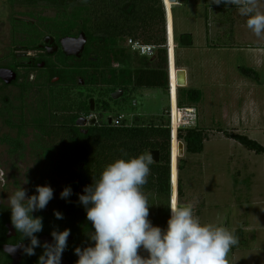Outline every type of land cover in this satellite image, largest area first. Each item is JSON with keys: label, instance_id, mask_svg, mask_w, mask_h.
<instances>
[{"label": "rangeland", "instance_id": "374dc122", "mask_svg": "<svg viewBox=\"0 0 264 264\" xmlns=\"http://www.w3.org/2000/svg\"><path fill=\"white\" fill-rule=\"evenodd\" d=\"M210 3L211 0H181L172 8V12L170 4H167L170 40L175 46L171 57L173 102L176 103L175 67H183L188 71L186 87L199 89L203 93L200 102L192 105L198 110L197 128L208 135L201 153L187 151L184 140L173 138L171 170L172 178L177 179V189L173 197V186L171 200L193 204L194 213L201 223L224 225L230 231L239 230V245L228 253L229 264H264V153H256L226 135V132L239 134L241 131V134L264 145V56L259 63L261 68L256 69V73H248L246 70L250 68L245 66L244 54L240 52L229 54L223 50L215 54V51L207 53L191 49L181 53L177 50L180 48L178 41L181 34L199 32V20H204L208 15L209 22L215 21L212 11L206 8ZM172 14L176 21L174 32ZM198 32L199 44L202 40ZM126 40H122L125 45ZM213 40L211 36L210 41ZM229 41L230 36L217 37V43L229 45ZM126 53L129 58L123 67L133 71L139 69L142 56L128 48ZM242 64L245 65L239 68L238 65ZM111 69L109 65H104L98 72L109 75ZM168 87H136L119 99L113 98L112 93L113 102L118 105L116 112L130 117L137 115L141 120L161 117L170 106ZM97 88L103 89L104 85L96 87L95 97L100 96ZM43 99L36 88L31 89L30 127L25 137L28 145L21 156L8 153V147L0 144V169L7 172V184L12 192L21 186L30 196L36 194L37 185L50 186L54 196L47 207H56L62 201L60 193L67 184L63 176L50 177L47 174L45 177V146L55 139H47L35 128L45 109ZM45 119L43 117L42 122ZM180 164L183 165L182 169H179ZM24 180L28 183H23ZM179 183L182 189L180 196ZM154 208V212H157L156 206ZM158 215L163 218L159 212ZM244 225L246 229L242 231ZM154 226L166 229L163 222H157Z\"/></svg>", "mask_w": 264, "mask_h": 264}, {"label": "flooded vegetation", "instance_id": "af4514ba", "mask_svg": "<svg viewBox=\"0 0 264 264\" xmlns=\"http://www.w3.org/2000/svg\"><path fill=\"white\" fill-rule=\"evenodd\" d=\"M93 1L0 0V144L6 145L10 154L24 155L30 127V92L36 88L45 98L39 119L46 118L49 126L35 128L47 139H55L52 143L46 139L45 177L56 175L63 176L66 183L75 181L71 187L72 207H63L62 199L56 207L32 213L43 218V231L35 234L41 244L53 242V230H71L61 264H76L75 248L94 243L88 239L87 234L94 229L78 194H83L84 187L93 182L91 132L102 127L104 121L112 125L118 106L105 96L108 85L89 78L97 59L94 55L103 53L106 46V39L100 34L94 39V25L89 23L98 21L90 13ZM121 42L118 49H130ZM7 72L14 73L10 82L2 77ZM101 84L104 88H97L100 96L95 97L94 91ZM74 148L79 149L81 160L75 158L77 151L73 157L68 156ZM11 193L8 184L1 185L0 264H38L42 247H36L32 256L25 255L22 249L14 253L7 250L12 245L30 243L11 224L7 201ZM54 210L64 218L56 219Z\"/></svg>", "mask_w": 264, "mask_h": 264}, {"label": "clouds", "instance_id": "9594fccd", "mask_svg": "<svg viewBox=\"0 0 264 264\" xmlns=\"http://www.w3.org/2000/svg\"><path fill=\"white\" fill-rule=\"evenodd\" d=\"M211 4L236 6L239 15L246 18L247 29L257 38L264 37V0H211ZM153 162L148 152L118 158L107 164L98 178L93 177L83 194H78L94 229L87 234L88 239L94 243L75 248L76 264H229L228 253L239 245V236L224 225L201 223L193 204L170 200L166 229L154 226L148 219L154 204L144 186ZM6 173L0 169V185L7 184ZM71 195L72 189L67 186L60 198L67 200ZM53 196L54 190L48 185H37L36 194L30 196L20 186L8 196L11 224L30 241L28 245L10 246V253L22 249L25 255L32 256L36 247H42L38 264H61L71 230H53V242L41 244L35 234L43 231V218L32 215L44 210ZM54 215L56 219L64 218L59 211L54 210ZM141 250L147 255H141Z\"/></svg>", "mask_w": 264, "mask_h": 264}, {"label": "trees", "instance_id": "16d2710c", "mask_svg": "<svg viewBox=\"0 0 264 264\" xmlns=\"http://www.w3.org/2000/svg\"><path fill=\"white\" fill-rule=\"evenodd\" d=\"M90 13L98 18L96 22L94 20L89 22L94 25L92 32L94 39L100 34L101 38L106 39V46L104 52L96 56L94 69L89 78L94 83L99 80L104 85H108L105 96L113 100L111 94L115 90L117 91V88L129 91L136 87L166 88L169 86L168 54L163 47L167 43V21L163 0H95L92 2V9L90 7ZM130 37L159 47L155 56L140 57V68L134 71L123 67L125 60L129 58V54L126 53V49H118L120 40ZM178 42L181 47H191L193 36L191 33L181 34ZM130 55L132 56V54ZM104 65L112 67L111 74L104 75L101 73V75L98 72ZM246 71L256 73L252 69ZM202 95L203 93L199 89L180 87L178 88V103L180 106H191L200 102ZM117 114L119 113L116 112L114 115ZM133 119L131 126L114 127L104 121L102 127L93 129L91 132L93 177L98 178L105 166L118 158L127 159L144 152L159 151L160 160L157 164H151V175L148 178V183L144 186V190L151 194L150 203L154 204L149 208L148 219L153 225H156L157 222H163L167 228V221L170 218L168 205L173 186L175 189L173 197H175L177 189L175 177H173L172 183V141L168 126L170 120L165 116V113L161 117L153 116L147 120H141L137 115ZM38 120L40 124L37 121V125L49 126L46 119L44 122L42 119ZM226 135L256 153H264V145L247 135L228 132ZM178 137L186 142V150L192 153H201L204 142L208 139L206 132L197 127L180 131ZM173 138L174 140L178 139L176 133ZM78 150L74 148L73 151L69 150L67 154L69 157H73L74 152L77 151L76 157H74L81 160ZM121 150L128 154L127 157L123 155ZM182 168L183 165L180 164L179 169ZM73 180L67 181V186L72 187L75 183ZM178 186V195L180 196L182 194L180 183ZM62 205H64L63 207H72L71 198L64 200ZM154 206H156L157 212H154ZM158 212L163 216L162 219ZM238 231L236 230L237 234ZM140 254L147 255L143 250Z\"/></svg>", "mask_w": 264, "mask_h": 264}, {"label": "crops", "instance_id": "0c3cea01", "mask_svg": "<svg viewBox=\"0 0 264 264\" xmlns=\"http://www.w3.org/2000/svg\"><path fill=\"white\" fill-rule=\"evenodd\" d=\"M180 1L181 0H179V2ZM206 8L207 10L210 9L212 11L215 21L209 22L210 17L208 15H206L204 20H199V32H197L201 37V43H197V32H195L192 33L193 45L191 47L180 46L177 50H180L181 53H186L191 49L207 53L215 51V54H217V52L221 53L223 50L228 51L229 54H237L240 52L244 54V61L247 65H238L239 68L245 65L254 71H256V69H260L261 67L259 66V63L262 61L261 58L264 56V37L257 38L250 30L247 29L245 23L246 18L239 15L236 7L224 4L217 6L210 3L206 6ZM227 15L229 16L227 17ZM175 22L176 21L173 20L172 14L173 32ZM176 36L177 35H175V37ZM211 36L214 37L212 42L210 41ZM229 36V45L227 43H217V37L222 39ZM182 69L188 72L186 68L182 67ZM241 133L243 132L240 131L239 134ZM244 229H246L245 225L241 230L243 231Z\"/></svg>", "mask_w": 264, "mask_h": 264}, {"label": "built area", "instance_id": "2783aa9c", "mask_svg": "<svg viewBox=\"0 0 264 264\" xmlns=\"http://www.w3.org/2000/svg\"><path fill=\"white\" fill-rule=\"evenodd\" d=\"M171 6V12H172V7L177 5L179 3V0L177 2H171L170 0H163L164 3V8L166 11V21H167V43L163 46L167 50L168 54V74H169V96H170V106L169 108L165 111V116L168 117L170 120L169 122V128L171 132V141H173V136L176 133V138H178L179 132L183 130H188V129H194L197 127V121H198V110L197 107L194 105L191 106H180L178 103V88H180L177 85V77H176V70H179L180 68L177 69L175 67V83H176V103L174 105L173 103V77H172V69H171V57L172 53L175 51V46L174 44H171L170 40V32H169V17H168V3ZM126 46H128L131 51L138 56L142 57H153L156 55L158 46L152 45V44H147L143 43L140 40H136L133 38H127L126 40ZM182 69V68H181ZM133 124V116H127L124 113H119L117 115H114L112 117V125L114 127H122V126H131ZM173 180V179H172ZM173 183V182H172Z\"/></svg>", "mask_w": 264, "mask_h": 264}, {"label": "water", "instance_id": "95a60500", "mask_svg": "<svg viewBox=\"0 0 264 264\" xmlns=\"http://www.w3.org/2000/svg\"><path fill=\"white\" fill-rule=\"evenodd\" d=\"M171 2H177L178 0H170ZM7 75H2L3 78L6 79L7 82H10L12 79H14V73L7 72ZM11 75V76H10ZM176 77H177V85L179 87H186L187 86V72L184 69H179L176 71ZM124 93L123 89H119L116 92L113 93V98L119 99ZM94 104V101H92V106ZM109 122H111V119H109ZM182 143H180V150H182ZM152 157H153V163L152 164H157L160 160L159 158V151L157 150H152L149 152ZM173 179V178H172Z\"/></svg>", "mask_w": 264, "mask_h": 264}, {"label": "bare ground", "instance_id": "6f19581e", "mask_svg": "<svg viewBox=\"0 0 264 264\" xmlns=\"http://www.w3.org/2000/svg\"><path fill=\"white\" fill-rule=\"evenodd\" d=\"M174 103V102H173ZM174 105H175V103H174ZM174 137V136H173Z\"/></svg>", "mask_w": 264, "mask_h": 264}]
</instances>
